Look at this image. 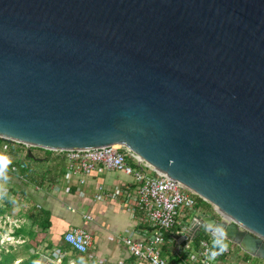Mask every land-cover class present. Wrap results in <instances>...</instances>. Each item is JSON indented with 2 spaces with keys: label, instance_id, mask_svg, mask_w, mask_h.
Instances as JSON below:
<instances>
[{
  "label": "water",
  "instance_id": "1",
  "mask_svg": "<svg viewBox=\"0 0 264 264\" xmlns=\"http://www.w3.org/2000/svg\"><path fill=\"white\" fill-rule=\"evenodd\" d=\"M0 139L125 147L264 263V0H0Z\"/></svg>",
  "mask_w": 264,
  "mask_h": 264
},
{
  "label": "crops",
  "instance_id": "2",
  "mask_svg": "<svg viewBox=\"0 0 264 264\" xmlns=\"http://www.w3.org/2000/svg\"><path fill=\"white\" fill-rule=\"evenodd\" d=\"M0 144V206L5 196L14 203L8 214L0 215V247L14 253L15 264L35 254L39 258L48 256L49 264L67 261L68 264H139L124 240H144L139 234L141 215L127 207L124 198L112 197L117 189H126L132 184V177L103 166L86 174L73 173L62 155L31 150L36 158L33 160L29 158L30 152L27 156L20 153L19 146ZM205 216L209 215H202ZM73 229L93 235V247L88 254L70 250L65 242V236ZM181 231L179 225L166 235L163 254L166 259H173L170 264L192 263L203 240L227 244L225 239L212 241L201 237L183 249V244H176L173 238L186 233ZM192 244L196 250L187 260L184 254Z\"/></svg>",
  "mask_w": 264,
  "mask_h": 264
},
{
  "label": "built area",
  "instance_id": "3",
  "mask_svg": "<svg viewBox=\"0 0 264 264\" xmlns=\"http://www.w3.org/2000/svg\"><path fill=\"white\" fill-rule=\"evenodd\" d=\"M3 140V139H1ZM3 143L19 146L20 153L27 156L35 147L4 140ZM44 153L62 155L73 173H90L98 166L132 177L126 189H117L112 197L125 199L127 207L140 213L139 234L143 241L125 239L124 243L139 264H170L164 257L166 235L179 225L186 232L191 221H198L200 207L198 196L177 184L166 174L159 173L151 164L122 146H110L95 150L53 151ZM225 221L231 219L216 209ZM194 219V220H193ZM192 222V223H193ZM65 242L74 250L88 254L93 247V235L82 229H73L65 236ZM230 243V242H229ZM203 240L196 258L189 264H250V257L237 245ZM40 251L42 248L39 249Z\"/></svg>",
  "mask_w": 264,
  "mask_h": 264
},
{
  "label": "trees",
  "instance_id": "4",
  "mask_svg": "<svg viewBox=\"0 0 264 264\" xmlns=\"http://www.w3.org/2000/svg\"><path fill=\"white\" fill-rule=\"evenodd\" d=\"M2 142H4V140H1L0 139V143H2ZM15 166L16 165H13L12 168H16ZM2 200H3V204L0 206V215L1 216H4V215L8 214V212L12 209L14 203L12 202V200L10 199V197H8V196H5V198H3ZM198 203H199V207H200L201 204H203L206 207H210L208 205V203H206L200 197L198 198ZM39 217L40 216L37 215V218H39ZM46 223H47V221H45V224ZM35 225H37V224H35ZM42 226H44V224ZM45 226H48V224H46ZM31 237L34 238V235H31ZM206 239L208 240L209 238L207 237ZM225 241L228 242L227 240H225ZM70 250H72V248H70ZM72 251H74V250H72ZM76 253H78V252H76ZM78 254H80V253H78ZM38 259H39V255H37V254L31 255V257L27 261H24L21 264H36L37 261H38ZM15 262H16V256L14 255V253H11V252L7 253L6 251H3L1 253V255H0V264H15ZM66 264H68V261H67Z\"/></svg>",
  "mask_w": 264,
  "mask_h": 264
},
{
  "label": "rangeland",
  "instance_id": "5",
  "mask_svg": "<svg viewBox=\"0 0 264 264\" xmlns=\"http://www.w3.org/2000/svg\"><path fill=\"white\" fill-rule=\"evenodd\" d=\"M32 151L35 152V153H37V151H40V149L33 148ZM208 205L210 207H206L203 204L200 205V213H199V215L202 216L203 214H208L209 216H212L215 219H218V220L221 219L220 215L216 212V208L213 205H211V204H208ZM202 237L203 238H207L208 237L206 231L203 232ZM226 246H230L228 242H227ZM194 249L196 250V246L194 244H192L190 246V248L186 250L184 256L187 258V260H190V258L194 255V253H195ZM6 250H7V247H5V248H1L0 247V255H1V253L3 251H6ZM167 259H168L169 262H172L173 261V259L171 260L168 257H167ZM229 264H234V263H229ZM250 264H256V260L253 259V258H251V263Z\"/></svg>",
  "mask_w": 264,
  "mask_h": 264
},
{
  "label": "flooded vegetation",
  "instance_id": "6",
  "mask_svg": "<svg viewBox=\"0 0 264 264\" xmlns=\"http://www.w3.org/2000/svg\"><path fill=\"white\" fill-rule=\"evenodd\" d=\"M250 262H251V260H250ZM256 264H264V263H262L261 261H257L256 260Z\"/></svg>",
  "mask_w": 264,
  "mask_h": 264
}]
</instances>
